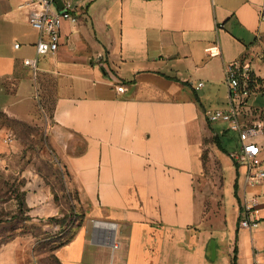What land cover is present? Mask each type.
Masks as SVG:
<instances>
[{
  "label": "crops",
  "instance_id": "0c3cea01",
  "mask_svg": "<svg viewBox=\"0 0 264 264\" xmlns=\"http://www.w3.org/2000/svg\"><path fill=\"white\" fill-rule=\"evenodd\" d=\"M24 1L0 0V109L25 122L40 104L50 111V144L83 214L55 249L59 263L232 264L237 249V264H264V179L247 182V165L230 155L238 133L205 115L230 107L227 64L245 59L264 74L263 0H72L84 13L47 54ZM262 102L252 89L242 114ZM213 145L237 166L236 200L206 220L199 188ZM13 146L0 142V152ZM254 196L260 220L248 229L242 204ZM0 264H33L31 247L5 245Z\"/></svg>",
  "mask_w": 264,
  "mask_h": 264
},
{
  "label": "rangeland",
  "instance_id": "374dc122",
  "mask_svg": "<svg viewBox=\"0 0 264 264\" xmlns=\"http://www.w3.org/2000/svg\"><path fill=\"white\" fill-rule=\"evenodd\" d=\"M257 78L253 91L263 102L244 111L242 117L257 129L258 137L264 138V74ZM35 115L33 122H25L0 109V128L16 135L0 167V250L21 240L31 247L33 264H60L55 249L71 235L75 225L83 222V214L77 190L50 144V111L40 104ZM213 146L215 154H206L199 188L206 220L219 217L223 203L232 209L236 200L237 166L229 155Z\"/></svg>",
  "mask_w": 264,
  "mask_h": 264
},
{
  "label": "built area",
  "instance_id": "2783aa9c",
  "mask_svg": "<svg viewBox=\"0 0 264 264\" xmlns=\"http://www.w3.org/2000/svg\"><path fill=\"white\" fill-rule=\"evenodd\" d=\"M29 11V22L40 32L36 43L38 54L57 52L61 41V29L65 21L77 24L84 9L75 5L72 0H25L21 5ZM259 18L264 20V0L259 8ZM18 47V44H16ZM207 51L211 55L217 52L214 47ZM26 64L35 66L32 59H26ZM226 80L230 88V107L228 110L209 109L205 115L210 122H226L229 129L238 133L240 146L230 153L231 157L239 164L248 167L247 182L258 183L264 179V164H260L258 156L261 146L256 140L257 129L249 127L241 120L242 106L252 93L251 84L256 81L251 65L245 59H240L225 66ZM203 83L200 82L199 86ZM118 91H124L125 85L118 86ZM16 135L9 129L0 128V142L11 145L15 143ZM5 163V155L0 152V167ZM244 216L240 219L242 227L253 229L259 225L260 201L254 196L245 198L242 204ZM95 224L110 225L115 223L96 220Z\"/></svg>",
  "mask_w": 264,
  "mask_h": 264
},
{
  "label": "trees",
  "instance_id": "16d2710c",
  "mask_svg": "<svg viewBox=\"0 0 264 264\" xmlns=\"http://www.w3.org/2000/svg\"><path fill=\"white\" fill-rule=\"evenodd\" d=\"M255 79H256V81L255 82H253L252 84H251V88L253 89V87L255 86V83L257 82V77H255ZM230 130H226V132H225V135H226V133H228ZM213 142L220 148V149H224L225 151H226V148L224 147V146H222L221 145V139H220V137L217 135H215L214 137H213ZM236 187H237V184H235V189H236ZM82 224V222L80 221L77 225H75V227H73L72 228V233H71V235L70 236H68L67 238H65L58 246H60V245H63L64 243H66L67 241H69L72 237H73V234H74V232H75V229L76 228H78L80 225ZM72 226H74V225H72ZM57 246V247H58ZM56 247V248H57ZM236 251H237V249H235V256H234V258H233V262H232V264H237V256H236Z\"/></svg>",
  "mask_w": 264,
  "mask_h": 264
},
{
  "label": "water",
  "instance_id": "95a60500",
  "mask_svg": "<svg viewBox=\"0 0 264 264\" xmlns=\"http://www.w3.org/2000/svg\"><path fill=\"white\" fill-rule=\"evenodd\" d=\"M212 245V250H213V258H215V242L214 241H212V243H211Z\"/></svg>",
  "mask_w": 264,
  "mask_h": 264
}]
</instances>
